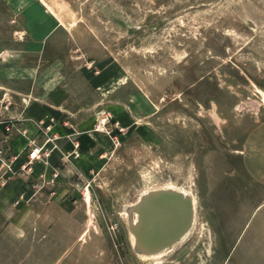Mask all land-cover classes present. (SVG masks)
Segmentation results:
<instances>
[{
  "label": "rangeland",
  "instance_id": "obj_1",
  "mask_svg": "<svg viewBox=\"0 0 264 264\" xmlns=\"http://www.w3.org/2000/svg\"><path fill=\"white\" fill-rule=\"evenodd\" d=\"M42 4L47 52L0 19V264H264V0ZM36 101L24 158L4 140ZM170 184L193 222L144 259L130 205Z\"/></svg>",
  "mask_w": 264,
  "mask_h": 264
},
{
  "label": "water",
  "instance_id": "obj_2",
  "mask_svg": "<svg viewBox=\"0 0 264 264\" xmlns=\"http://www.w3.org/2000/svg\"><path fill=\"white\" fill-rule=\"evenodd\" d=\"M129 212L137 252L162 253L189 230L194 218V200L186 190L161 187L143 193L130 205Z\"/></svg>",
  "mask_w": 264,
  "mask_h": 264
},
{
  "label": "crops",
  "instance_id": "obj_3",
  "mask_svg": "<svg viewBox=\"0 0 264 264\" xmlns=\"http://www.w3.org/2000/svg\"><path fill=\"white\" fill-rule=\"evenodd\" d=\"M43 7L42 0H0V19H15L25 22L23 25V30L25 32L26 39L24 42H21L22 46H34V48L35 46H45L43 50L45 51L46 49L47 52L48 37L51 34H54V31L58 29L60 21L58 20L57 16L48 14V12L45 11ZM12 27L13 25H8L7 28H5L7 31L6 33L0 32V46H13L1 37L2 35H8L11 37L13 35V31L15 30ZM36 49L38 48L36 47ZM28 56L29 58L24 59L25 63H21L20 65L41 66V62L47 60L44 54H42L41 59H38V55L32 53V51ZM31 91L34 93L35 87H33ZM1 94L2 92H0V97ZM42 110H46V104H44L42 101L31 103L29 107V111L31 113L27 114L28 119L24 121V126L22 127L23 129H21L23 132H14V134H12L9 139L4 140L7 142L10 141V147L12 146L15 151L20 152L24 158L28 157L26 148L30 142V139L32 140L33 138H36L37 132L39 130L38 121L45 119ZM20 185L21 182L16 184L15 187H20Z\"/></svg>",
  "mask_w": 264,
  "mask_h": 264
},
{
  "label": "bare ground",
  "instance_id": "obj_4",
  "mask_svg": "<svg viewBox=\"0 0 264 264\" xmlns=\"http://www.w3.org/2000/svg\"><path fill=\"white\" fill-rule=\"evenodd\" d=\"M170 186L172 187V188H177V186H175V185H171L170 184ZM168 187V186H167ZM87 198L89 199L90 198V192H89V189H88V193H87ZM140 199V198H139ZM138 199V200H139ZM193 200H194V203H195V199L193 198ZM135 218V220L137 219L136 218V216L134 217ZM133 240L135 241V237H134V235H133ZM159 254H161V252L159 251L158 253H154V254H150V253H148V252H145V251H141V255H143V257H144V259H150V257H152V256H154V255H159ZM158 261V260H157ZM161 261V260H160ZM155 263H157V262H155Z\"/></svg>",
  "mask_w": 264,
  "mask_h": 264
},
{
  "label": "built area",
  "instance_id": "obj_5",
  "mask_svg": "<svg viewBox=\"0 0 264 264\" xmlns=\"http://www.w3.org/2000/svg\"><path fill=\"white\" fill-rule=\"evenodd\" d=\"M40 150V147H35L30 153L31 158L37 157L40 154Z\"/></svg>",
  "mask_w": 264,
  "mask_h": 264
}]
</instances>
